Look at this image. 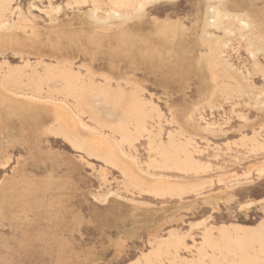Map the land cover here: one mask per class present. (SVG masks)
<instances>
[{"label": "rangeland", "instance_id": "374dc122", "mask_svg": "<svg viewBox=\"0 0 264 264\" xmlns=\"http://www.w3.org/2000/svg\"><path fill=\"white\" fill-rule=\"evenodd\" d=\"M73 1L17 0L16 5L29 17L38 37L27 36L25 40L26 37H20L22 34L16 32L17 38H20L18 46L15 42H11L12 45L8 42L11 46L1 42L5 46L0 44V64L6 61L9 68L22 67L23 61L14 53L24 52L23 58L31 64L42 59L46 66L53 67L59 61H72L73 68H79L82 73H85L84 68L91 67L98 74L94 78L97 83H104L100 74L111 75L117 80L128 77L125 80L139 86L142 96L150 99L162 112L163 119L154 118L150 122L153 130L161 128L165 132L175 128L167 122L173 116L172 119L175 118L174 122L183 129L185 136L194 140L198 150L195 158L208 164L209 170L190 175L166 173L185 181L170 179L174 183L201 181L203 189L200 193H187L181 198L158 197L140 189L126 187L116 170L106 167L97 159L88 158L82 152L74 151L59 137L46 140L39 135L36 145L39 154L33 158L26 147L27 142L11 146L0 132V195L4 197L15 193L20 197L22 205L21 213L15 212L0 223V264H129L137 259L142 260L143 255L151 251L153 239H164L170 234H177L184 239L185 248L179 255L183 259H191L195 253L194 246H199L206 228L214 229L213 233L217 235V229L221 226L237 224L253 227L261 222L264 219V175L259 177L255 170L264 163V154L251 152L249 145L241 143L240 139L252 136L254 132H260L264 137L260 128L264 125V16L249 13L254 23V32L261 36L258 44L263 46V50L260 52L256 51V44L248 41L250 33L242 37L241 32L234 31L233 35L225 36L220 30H210L221 38L219 43H229L228 49L216 44L215 47L219 46L216 50L229 52L231 56L224 54L223 57H230L238 67L225 73L218 62L211 58L215 47L212 48L213 51L206 49L204 54H199L201 47H198L196 35L202 27L201 19L205 12L202 0H176L152 5L147 13L150 18L131 19V23L128 21L126 25H130L131 30L126 35L109 38L94 34L95 25L85 18V13L93 8L92 0L79 7L68 5ZM255 5L263 7L264 0H256ZM99 6L103 10L108 8L104 0H101ZM240 8L245 9V6ZM98 11V15H103L102 10ZM230 23L236 29L235 22L230 20ZM48 28L52 30L49 31ZM184 31L188 33L184 34ZM121 39L128 42L127 49L120 46ZM158 46V49L155 48ZM63 50H67L66 53ZM61 55L65 56L62 58ZM200 57L203 61L199 60ZM110 68H113L112 71ZM6 70L4 68L0 73ZM227 75L235 79L227 80ZM222 82L237 83L236 88H241L242 92L236 88L230 89L233 93L225 98L219 85ZM121 85L126 90L132 87L123 82ZM111 86L114 87L115 82L112 81ZM0 93L7 95L4 90H0ZM17 100L28 102L25 98ZM37 112L42 114L44 108L38 107ZM0 113L4 115L3 112ZM181 114L185 115L183 118L186 121ZM43 115L48 118L47 114ZM80 118L85 124L93 125L87 115ZM193 120L197 126L208 129H196L193 127ZM123 149L133 153L142 167L149 159L156 158V155L147 150L143 139L135 144V149L126 145ZM66 160L75 161V167L71 168L70 162L68 166ZM56 199V207L59 206L57 217L61 221L58 218L50 227L52 230L54 228V243L50 237L45 236L43 242H34L28 250H21L19 242L23 236L16 225L17 220L21 218L31 224L40 210L48 214L51 203ZM44 226L46 228L47 224ZM58 241L60 244L56 243ZM61 241H66V244L62 243L68 247ZM64 259L67 261L64 262ZM168 260L169 258H164L163 263L169 264Z\"/></svg>", "mask_w": 264, "mask_h": 264}, {"label": "bare ground", "instance_id": "6f19581e", "mask_svg": "<svg viewBox=\"0 0 264 264\" xmlns=\"http://www.w3.org/2000/svg\"><path fill=\"white\" fill-rule=\"evenodd\" d=\"M104 1L106 2V5L108 7L106 10L100 9L99 3L101 2V0H92L91 3L93 5V8L90 9L87 13H85V18L95 25L93 26L94 34L99 35L103 38H109L114 35H126L131 30L130 25L126 26L127 22L131 19L141 20L143 18H150L147 16L148 8L150 6H154L162 2L172 3L176 0ZM202 1L205 5V12L203 14V18L201 19L202 27L199 31L197 30L198 33L196 35V37L198 38V42L196 41L198 47H201V50H199V54H204L206 52V49L212 50V48H214L216 44L222 46L225 49H228L230 47L229 43L226 41L219 43V39L221 38L212 33L210 31L211 29L220 30L225 36L233 35L234 31L241 32L242 37H245V34L247 35V33H250L251 36H248V41L257 45V49L255 48L257 52L263 50L262 47L264 45H261V47L260 44H258V41L260 40L259 38L261 36L254 32V23L249 17V13H256L258 14V16H264V6L258 7L257 5H255L256 0ZM87 3H89V0H74L68 5H74L75 7H79ZM16 4L17 0H0L1 45L4 44H2L1 42H9L11 45V42H15L16 45L19 44L20 38L19 36L17 38V35L15 34L16 32H20L22 34V36L20 35V37H26L25 40H27V36H37L35 26L33 24H30L31 21L29 17L23 14L21 12L22 10H20L19 6H17ZM200 4H202V2ZM242 5L245 6V9L240 8V6ZM98 10H102L103 15H98ZM53 11L54 10H52V12ZM56 14L57 13H55V15ZM52 18L53 17H51V19ZM230 20H233V22H235L236 29L233 28L232 23H230ZM48 29L49 31L52 30L50 28ZM44 31L46 32L47 30H45L44 28ZM186 32L188 33V31H184L183 33L185 34ZM78 34H81V32ZM138 35L141 34L138 33ZM138 35L136 36L139 37ZM137 37H135L134 39L138 40ZM130 39L132 38L130 37ZM192 39L194 40V37H192ZM148 41L150 42V40ZM127 43L128 42H126V40L124 39L120 40V46L123 47V49H127ZM31 44L32 43H30V45ZM139 44L140 43H137V45ZM223 44H225V47L223 46ZM249 46H251V44ZM218 47L214 48V52L212 53L213 57H211L212 60L218 62L217 64H219V66L224 72H227L228 70L238 69V67L234 65L230 57L228 59L224 58L225 56L223 57L224 54H228V56H231L229 52L225 53L224 51L223 53L222 50L218 51L216 50V48ZM155 48L158 49L159 46ZM66 51L64 52L66 53ZM22 54H24V52L14 53L16 57L19 56L20 60L23 61L24 65L22 67L9 68L8 63L6 61L0 64V71L4 68H7L5 72L0 73V90H4L7 92V95H5L4 93H0V112L4 113V115L0 113V132L5 135L7 144L14 146V144L21 145V142H27L28 144L26 145V147L30 152V156L34 158L39 154L36 146L39 135L41 137H44L46 140L56 139V137H59L63 142L67 143V145L70 146L74 151L82 152L88 158L97 159L106 167L116 170L122 177V179L125 181L126 187L128 186L135 189H140L146 194L158 197L169 196L181 198L187 193H200V191L203 189V183L201 181H194L192 183L186 182L184 184L174 183V181L172 182L170 179H176L177 181H180L182 179L166 174L174 172L175 174L177 173L183 175H190L205 173L209 170L208 164L201 163L195 158V155L198 154V150L195 147L194 140L189 136H185V132L183 131V129L180 126H177L178 124L174 122L175 118L172 119L173 116L167 122L169 124H173L175 128H173L172 130H167L165 132H162L161 128H159V130L157 131H154L153 126L150 124V122L154 118L163 119L164 117L162 115V112L155 103H153L150 99H147L142 96L141 89L139 86L135 84H130L128 79L125 80V78L128 77H125L123 80H117L111 75L100 74L99 76L103 78L104 83H97L94 81V78L98 76V74H96L91 69V67L84 68L85 73H82L79 68L77 70L73 68L72 61L68 62L65 59V61L57 62L56 65L53 67L46 66V63H44L42 59H38L34 64H31L28 60H25V58H23ZM33 54L34 53H32V56H34ZM64 56L65 55H63L62 58ZM201 57L199 60L203 61V59L201 60ZM60 59L61 57L59 58V60ZM255 59H257V56ZM254 62H256V60H254ZM41 67H44L42 71H40ZM259 67H261V65ZM259 67L257 66L258 69ZM188 78L189 77H187V79ZM228 79L232 81L235 79V77L228 76L227 80ZM112 81L115 82L114 87L111 86ZM121 82L125 83V85H130L132 87L129 90H126L124 87H122ZM219 85L221 94L225 98L233 93L232 91H230V89H235L236 87H238L237 83L226 84L225 82V84H223L222 82ZM238 89L237 91H240L241 88L239 90ZM240 92H242V90ZM42 93H44L45 95L43 96ZM13 96L17 98H25L26 100H28V102L23 103L17 100V98H13ZM255 100H257V98ZM258 102L260 103V101ZM38 107L44 108V112L42 114H39L37 112ZM43 114H47L48 118L45 117ZM83 115H87L88 120L92 122L93 125H88L82 122L80 117ZM183 115L182 118L185 116ZM184 121L186 120L184 119ZM198 121L199 120H197V122ZM199 122H202V120ZM194 123L195 120H193V127H195L196 129H199L201 131H206V129H208L206 127L197 126V124ZM76 128H78V131L76 130ZM260 128L264 133V125H262ZM141 139L145 140L147 150L156 155V158H151L149 159V161L145 162L144 167L141 166V162H139V159L133 153L123 149L124 145H126L130 149H135V144ZM240 142L243 144H248L249 150H251V152L264 154V137L261 136L260 132H254L252 136H243L240 139ZM69 162L71 164L70 167L74 168L76 165L75 161L69 160ZM69 162L67 161L66 163L68 164ZM32 165L34 164L32 163ZM255 171L259 177L263 176L264 163H262ZM244 182H246V180ZM29 190L30 189H28V191ZM60 194L61 193H59V195ZM19 198L17 197V195H15V193L13 195H5L4 197H1L0 195V223L2 220L7 219L11 214L15 212L21 213L20 211L22 210V205L19 201ZM57 202L58 199L51 203L52 207L49 210L48 214L40 210V213H37L35 220L31 224L25 222L21 218L17 220L16 225L19 231L22 232L23 236L20 242L18 241L20 243L19 246L21 250H28L34 242H43L45 236L50 237L53 241L52 243H54V235L52 234L54 228L52 230V228L50 227H52L51 224H53L58 218H60L57 217V209L59 208V206L56 207L58 205ZM131 205L133 204L131 203ZM134 206L136 205L134 204ZM148 207L151 208V206ZM152 208L154 209L155 207ZM62 220L64 221V219ZM46 224L47 227L45 228L44 225ZM213 231L214 229L209 228H206L203 231L201 242L199 246H194L195 253H193L191 259H183L179 255V252L184 250L185 248L184 239L182 237L177 236V234H170L167 238L164 239H153V242H155H152L151 251H149L148 254L143 255L142 260L137 259L129 264H142V262L148 264H164V258H169V264H264V219L253 227L231 224L229 226H221L220 228H218L217 235H215ZM63 240H65V238ZM55 241L57 240L55 239ZM62 242L65 243L66 241H61V243ZM56 243L60 244L59 241ZM65 244L63 245L68 247V245ZM55 245L57 247V244H54V246ZM65 260L66 259H64V262ZM58 264H60V262H58Z\"/></svg>", "mask_w": 264, "mask_h": 264}]
</instances>
